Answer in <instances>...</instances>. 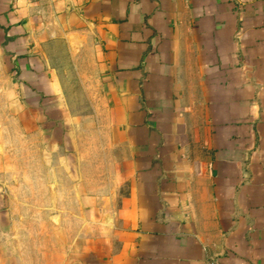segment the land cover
I'll list each match as a JSON object with an SVG mask.
<instances>
[{
    "label": "crops",
    "instance_id": "crops-1",
    "mask_svg": "<svg viewBox=\"0 0 264 264\" xmlns=\"http://www.w3.org/2000/svg\"><path fill=\"white\" fill-rule=\"evenodd\" d=\"M0 264H264V0H0Z\"/></svg>",
    "mask_w": 264,
    "mask_h": 264
},
{
    "label": "rangeland",
    "instance_id": "rangeland-1",
    "mask_svg": "<svg viewBox=\"0 0 264 264\" xmlns=\"http://www.w3.org/2000/svg\"><path fill=\"white\" fill-rule=\"evenodd\" d=\"M68 80V87H71L72 85L75 87H80V84L77 83L76 77H67L65 76V79ZM67 95V101L69 103V110L71 113L74 114H93L94 108L91 105L89 98L86 93H83L81 91H75V92H66Z\"/></svg>",
    "mask_w": 264,
    "mask_h": 264
}]
</instances>
